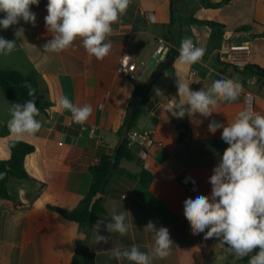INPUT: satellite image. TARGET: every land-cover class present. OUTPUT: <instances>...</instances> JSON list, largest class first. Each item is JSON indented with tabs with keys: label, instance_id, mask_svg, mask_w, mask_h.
<instances>
[{
	"label": "crops",
	"instance_id": "crops-1",
	"mask_svg": "<svg viewBox=\"0 0 264 264\" xmlns=\"http://www.w3.org/2000/svg\"><path fill=\"white\" fill-rule=\"evenodd\" d=\"M174 3L172 15L171 0H131L126 15L112 25V49L102 61L90 57L79 39L60 53L44 52L42 45L52 39L44 21L47 0L30 6L37 16L35 27L21 20L7 30L0 28V36L16 40V49L10 55H0V69L38 76L40 93L52 103L46 114L36 118L42 124L39 132L17 135L8 127L9 109L12 103L26 101L10 99L0 88V132L9 130L7 136H0V161L10 159L11 141H24L35 148L25 160L26 171L34 181L11 178V199L0 197V264H73L81 240L79 226L53 208L74 210L90 190L91 166L103 154L113 155L121 142L119 132L136 89L129 76L118 72L121 56L128 49L133 55L135 80L142 84L153 82L135 129L152 131L155 145L145 159L138 147H132L131 159L123 160L121 167L133 174L145 168L152 173L153 182L144 188L136 180L115 174L104 196L106 215L98 232L112 239L107 244H97L93 228L81 240L83 246L94 253L96 264H131L117 260L113 250L136 245L150 252L154 237L144 227L151 220L157 228H168L175 243L168 257L154 258L153 264H234L240 259L230 254L220 240L205 239L204 233L194 236L183 215V202L189 197L210 195L209 178L228 147L221 140L222 129L215 134L208 131L209 122L215 119L225 125L230 123L245 108L247 93L254 95V109L264 113V77L245 72L247 65L264 70V0H233L217 9L206 8L199 0ZM4 15L0 12V19ZM184 38L206 49L201 62H179L178 49ZM159 39L172 46L168 53L176 51L177 55L172 66L152 80L162 63L154 68L148 66L156 55ZM236 43L249 44L250 51L246 65L236 67L234 75L228 71L230 66L220 62L217 51ZM192 68L199 72L196 90H207L217 79H238L243 85L241 96L236 102L219 103L207 118L196 113L177 119L166 109L155 110L156 104L166 105L177 96V78L190 84ZM156 88L161 90L160 95H156ZM61 97L77 106L90 104L93 112L88 121L83 125L75 123L71 112L59 105ZM84 126L95 127L96 132L92 134ZM180 133L185 136L183 141L178 140ZM184 175L198 181V192L190 193L180 182ZM113 206L128 212L129 230L124 236L105 230Z\"/></svg>",
	"mask_w": 264,
	"mask_h": 264
},
{
	"label": "clouds",
	"instance_id": "clouds-1",
	"mask_svg": "<svg viewBox=\"0 0 264 264\" xmlns=\"http://www.w3.org/2000/svg\"><path fill=\"white\" fill-rule=\"evenodd\" d=\"M39 3L40 0H0V12L5 14L0 19V28L7 30L21 20L35 27L37 16L30 6H39ZM130 3L131 0H47L44 21L52 39L42 45L44 52L60 53L79 39L90 57L102 61L112 49L109 41L112 25L126 15ZM19 34L20 30H17L15 36ZM15 49L16 40L0 36V55H10ZM178 52L179 62L191 65L202 61L206 49L195 46L191 38H184ZM166 57L167 52L164 60ZM23 86L32 99L23 104H11L8 127L17 135H35L42 127L36 119L40 109L36 106L35 89L28 83ZM175 86L177 96L169 101L166 111L177 119L186 115L192 117L196 113L211 117L219 103L236 102L243 91L242 83L230 78L214 80L207 90H193L180 78L176 79ZM154 91L156 95L162 93L159 88ZM58 103L62 109L71 112L77 124H85L93 112L90 104L77 106L67 97H61ZM221 129V140L228 147L209 178L210 195L185 199L183 215L194 236L204 233L205 239L216 238L225 244L230 254L239 258L250 257L248 264H264V113L254 109L249 97L246 107L230 123L225 125L215 119L209 122L210 133L215 134ZM127 213L113 206L105 230L126 235L129 230ZM102 223L103 220L99 219L94 225L97 244H107L112 239L98 234ZM144 230L154 237L150 252L132 245L113 250V256L131 264H153L154 258L168 257L175 245L168 228H157L149 220ZM255 249L258 251L250 256Z\"/></svg>",
	"mask_w": 264,
	"mask_h": 264
},
{
	"label": "trees",
	"instance_id": "trees-1",
	"mask_svg": "<svg viewBox=\"0 0 264 264\" xmlns=\"http://www.w3.org/2000/svg\"><path fill=\"white\" fill-rule=\"evenodd\" d=\"M233 0H222L218 3H213L209 0H199L200 4L206 8L217 9L224 5L230 4ZM172 2V15L175 11L174 0ZM193 22L212 24L217 26L215 23L207 21H199L192 19ZM264 36V32L261 34ZM174 55H177L176 51H173ZM247 74H259L264 77V70L256 66L247 65L245 68ZM136 86L133 97L131 98L128 106V111L124 119L123 126L120 130L121 142L116 147L113 155L103 154L99 161L91 166L90 170L93 175V180L90 186V190L85 198L79 203V205L71 211H65L58 208H53L62 216L72 222H75L79 226V235L84 234L89 236L96 224L97 220L102 219L106 215V211L102 205L104 196L107 193V187L115 174L127 177L138 181L144 188H149L153 182V175L150 171L143 168L141 173L133 174L125 168L121 167L123 160L131 159V149L129 145L128 133L135 129L136 122L141 113L142 107L145 104L146 96L150 91L153 82L142 84L136 80H133ZM25 83L31 84L32 88L35 89V100L36 106L40 109L41 115L46 114L47 110L51 108V101L43 96L39 91L40 78L38 76H25L17 71H8L0 69V88L7 94L8 98L13 99L19 97L25 101L32 99L28 95V89L23 85ZM196 90V87H192ZM136 97H139L141 101L137 103L132 120H129V113L132 107V103ZM9 130L5 129L0 132V136H7ZM184 134L180 133L178 140H184ZM10 148V159L0 161V197L4 199H11V195L8 189V184L11 178L24 181H34V179L28 174L25 168L26 157L35 151L33 145L24 141H11L9 143ZM101 193L102 197L94 204L93 208H90L93 197ZM258 249L255 250V253ZM254 253V254H255ZM245 257V261L248 264V259ZM73 264H96L95 255L83 246V241H78V248L73 257Z\"/></svg>",
	"mask_w": 264,
	"mask_h": 264
},
{
	"label": "built area",
	"instance_id": "built-area-1",
	"mask_svg": "<svg viewBox=\"0 0 264 264\" xmlns=\"http://www.w3.org/2000/svg\"><path fill=\"white\" fill-rule=\"evenodd\" d=\"M196 46V44H194ZM165 49L170 51L172 46L168 44V42L164 39H159L158 48L156 50V54H161ZM172 51V50H171ZM250 51L249 44H230L228 47L220 48L217 51V57L221 63L226 66H234V67H244L246 65V56ZM133 55L131 50H126L119 61L118 72L120 74L129 76L132 80L136 79V75L133 72ZM199 75L198 70L191 69L189 75V83L192 87H195L199 82L197 77ZM251 98L253 107H254V95L252 93L246 94V100ZM166 105L164 104H156L155 110L166 109ZM246 107V106H245ZM102 109L103 106L101 105ZM89 129L90 133L94 134L96 132L95 127H85ZM129 145L131 147H138L141 150V157L145 159L147 157V151L155 145V140L153 138V133L150 130L139 131L137 129H133L128 133ZM180 182L186 187V189L190 193H196L199 190L198 181L190 175H184L180 178Z\"/></svg>",
	"mask_w": 264,
	"mask_h": 264
},
{
	"label": "water",
	"instance_id": "water-1",
	"mask_svg": "<svg viewBox=\"0 0 264 264\" xmlns=\"http://www.w3.org/2000/svg\"><path fill=\"white\" fill-rule=\"evenodd\" d=\"M176 3L179 2L180 0H174ZM165 52H167V57L166 59L164 60V55H165ZM152 61L148 64L149 67L151 68H154L158 62H162L159 69L157 70V72L155 73L154 77L152 80H154L158 75H160L162 72L168 70L173 62L175 61V56L173 53H168V49H165L161 54H156L152 59ZM229 73H232L234 75L237 74V71H236V67L234 66H230L229 69H228ZM141 101V99L139 97H136L132 103V107H131V110H130V113H129V120H132L133 118V115H134V110H135V107L137 105V103H139ZM102 197L101 193H98L96 194L92 201H91V204H90V208L92 209L94 204ZM82 237V238H81ZM86 238V236L84 234L80 235V239L81 240H84ZM256 250V249H255ZM255 250L253 251V253H250V256L251 255H254L255 253Z\"/></svg>",
	"mask_w": 264,
	"mask_h": 264
},
{
	"label": "rangeland",
	"instance_id": "rangeland-1",
	"mask_svg": "<svg viewBox=\"0 0 264 264\" xmlns=\"http://www.w3.org/2000/svg\"><path fill=\"white\" fill-rule=\"evenodd\" d=\"M244 259H245V257L244 258L237 259L234 262V264H247V262Z\"/></svg>",
	"mask_w": 264,
	"mask_h": 264
}]
</instances>
